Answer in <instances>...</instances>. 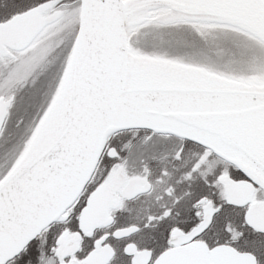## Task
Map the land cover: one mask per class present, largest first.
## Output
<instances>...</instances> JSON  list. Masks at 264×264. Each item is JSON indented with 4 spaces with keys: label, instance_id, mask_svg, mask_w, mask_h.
I'll return each mask as SVG.
<instances>
[{
    "label": "snow or ice",
    "instance_id": "obj_1",
    "mask_svg": "<svg viewBox=\"0 0 264 264\" xmlns=\"http://www.w3.org/2000/svg\"><path fill=\"white\" fill-rule=\"evenodd\" d=\"M0 264H264V0H0Z\"/></svg>",
    "mask_w": 264,
    "mask_h": 264
}]
</instances>
